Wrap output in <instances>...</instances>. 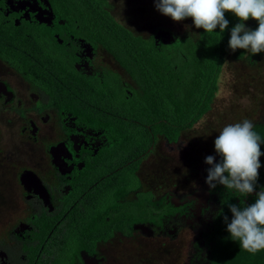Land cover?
Returning <instances> with one entry per match:
<instances>
[{"label":"flooded vegetation","instance_id":"flooded-vegetation-1","mask_svg":"<svg viewBox=\"0 0 264 264\" xmlns=\"http://www.w3.org/2000/svg\"><path fill=\"white\" fill-rule=\"evenodd\" d=\"M138 3L137 31L122 14ZM0 15L11 34L21 28L20 47L46 70L34 79L0 56V72L28 85L21 94L0 74V175L11 174L23 207L21 218L0 222V264H215L220 195L242 198L223 185L209 189L204 161L218 154L198 149L197 136L190 146L193 128L178 140L156 134L137 152L136 66L123 64L133 49L124 42L137 34L171 45L166 52L190 25L160 17L156 0H0ZM109 16L115 23L104 24ZM229 53L218 84L247 98L237 116L264 125V55ZM209 133L201 137L212 143Z\"/></svg>","mask_w":264,"mask_h":264},{"label":"trees","instance_id":"trees-1","mask_svg":"<svg viewBox=\"0 0 264 264\" xmlns=\"http://www.w3.org/2000/svg\"><path fill=\"white\" fill-rule=\"evenodd\" d=\"M225 15L230 23L223 33H220L219 27L212 33H206L203 28H196L192 21L193 29L176 37L174 46L166 52L162 48L171 47V45L163 43L157 46L153 41L137 37V46H133V49L125 54L122 53L126 57L123 64L127 68L136 66L131 71L133 74H137V128L134 131L136 132L137 152L146 151L156 134L164 135L170 140L180 139L181 129H192L193 124L203 123L202 119H205L213 108L216 91L220 86L218 80L225 59L230 54L229 51L233 52L228 46L231 29L239 23V21L235 23L234 18L237 16L233 13L226 12ZM2 22L3 19L0 17V56L8 59L11 65L20 71H27L31 78H41L46 70L38 64L42 61L40 56L29 58L23 51L25 47H20L23 44L19 32L21 28L15 26L11 34L9 23L3 24ZM106 22L108 24L115 23L111 16H109V20H104V24ZM257 27L258 21L254 20L251 29L254 30ZM181 40L186 43L185 49H183ZM6 46H8L7 49H5ZM122 51L125 52V49ZM246 52L244 49H237L235 51L236 56H234L238 58L245 55ZM263 55L264 52H261L253 56ZM165 85L168 87L162 88ZM233 117L235 122H240L241 118L242 120L249 119L246 116L236 115ZM161 119L163 120L159 124L153 126L151 123ZM167 120H171V122L177 120L183 125L177 127L167 125ZM134 125L131 124L129 128L133 130ZM254 125L255 130L264 137L263 123H254ZM219 131H213L215 136L213 140L219 135ZM189 135L188 141L192 147L195 133L192 132ZM183 139L187 143V137L186 139L183 137ZM190 149L192 150V148ZM261 149L264 151V145H261ZM260 159L262 167L259 169L260 175L255 192L250 194V197L245 201L241 197L240 202H237V205L241 207L254 203L257 199L256 192L261 191L262 186H264V156H261ZM220 160L221 157L217 155L216 162L218 163ZM204 165L206 170L212 167L205 161ZM220 197L225 205L222 203L224 206L222 213L220 212L215 235L210 236V238L217 236L210 246L214 252V263L264 264V251L253 255L241 249L238 241L231 239V234L227 231V224L224 221V215L228 216L230 223L233 214L228 204L234 202L225 195H220ZM241 201L244 203L241 204Z\"/></svg>","mask_w":264,"mask_h":264},{"label":"clouds","instance_id":"clouds-1","mask_svg":"<svg viewBox=\"0 0 264 264\" xmlns=\"http://www.w3.org/2000/svg\"><path fill=\"white\" fill-rule=\"evenodd\" d=\"M156 8L177 22L192 18L195 27L203 28L206 33H212L217 27L223 33L230 23L225 13L231 12L241 22L231 29L229 48L233 52L244 49L252 55L264 52V0H156ZM249 18L258 21L254 30L244 23ZM214 145L221 160L217 163L213 155L205 158V163L212 165L207 169L209 189H215L219 184L241 197L254 193L262 167L260 158L264 156L261 149L264 137L255 130L253 121L244 119L225 125ZM256 196L250 205L228 204L233 214L230 223L224 215L231 239L253 255L264 251V186Z\"/></svg>","mask_w":264,"mask_h":264},{"label":"rangeland","instance_id":"rangeland-1","mask_svg":"<svg viewBox=\"0 0 264 264\" xmlns=\"http://www.w3.org/2000/svg\"><path fill=\"white\" fill-rule=\"evenodd\" d=\"M143 5L144 3H138L137 5L135 4L133 5L135 9H133L128 14H125V16L124 14H122L123 19L125 20L123 21V23H125V25L129 27L135 28L134 22L137 21V31H138L143 22L138 9L140 6H143ZM158 13L161 15L160 17H164V18L169 17L164 14H161L160 11H158ZM174 22L176 24H178L179 22L183 24L181 26L178 24L177 25V27H179L178 29H184L187 24L190 25V26H187L189 29H193L192 28L193 25H191L192 19H190V17L188 20L187 18L184 19L183 22L182 21H179V22L174 21ZM118 24L122 25V22H118ZM124 30L126 34L130 33L126 29ZM137 37L140 38L141 37L140 34H137ZM182 45H183V49H185L186 43L182 41ZM131 46L132 47L137 46V41L134 40V43ZM230 69L231 68L228 64L227 69L224 72L225 79H228L229 77H231ZM0 74L8 78L12 82V85H15L17 88H19L20 89L19 91H21L20 92L21 94H24L26 92V88L28 87V85L25 84V82H23L21 79H18L16 77H9L5 75V71L0 72ZM238 96H239L238 94L235 95L231 92L226 91V87L220 85V89L218 91V95L216 97L215 103L213 104V108L207 114L206 118L202 119L203 123L194 126L193 129L190 131V133L192 132L195 133L194 138L196 136L199 138V140L195 139L197 141L196 147L198 149L207 147L206 148L207 151L213 150L215 148L214 143L208 142L206 138H202L201 136H203L206 133L210 134L209 133L210 131L221 130L225 125L229 123H235V121L233 120L234 118L233 116L236 115V112L246 113L247 111L246 108H249L247 104V98L244 97V98L239 99ZM251 96L252 94H250L248 98V103L250 107H251V102H250ZM255 96L258 97V95H255ZM225 115H228L229 117L227 118ZM242 115H245V114H241L240 116ZM208 155H212V154H208ZM202 156H204V154H200V157ZM9 177L11 178L10 173L3 174V176L0 175V215L3 217V219L0 220V222H6L10 214H14L12 218L10 219V221L16 217L21 218V214H22L23 207L20 205L22 201L20 197L15 194L16 193L15 189L10 188V185L8 184Z\"/></svg>","mask_w":264,"mask_h":264},{"label":"crops","instance_id":"crops-1","mask_svg":"<svg viewBox=\"0 0 264 264\" xmlns=\"http://www.w3.org/2000/svg\"><path fill=\"white\" fill-rule=\"evenodd\" d=\"M124 43H126V44H129V45H132L133 43H130V42H124ZM191 49V48H190ZM191 51V50H190ZM189 52V51H188ZM165 87H168V86H164L163 88H165Z\"/></svg>","mask_w":264,"mask_h":264}]
</instances>
